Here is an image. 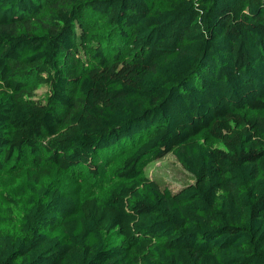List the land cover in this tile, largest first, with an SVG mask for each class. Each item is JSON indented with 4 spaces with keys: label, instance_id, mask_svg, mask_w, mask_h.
Segmentation results:
<instances>
[{
    "label": "trees",
    "instance_id": "trees-1",
    "mask_svg": "<svg viewBox=\"0 0 264 264\" xmlns=\"http://www.w3.org/2000/svg\"><path fill=\"white\" fill-rule=\"evenodd\" d=\"M0 264H264V0H0Z\"/></svg>",
    "mask_w": 264,
    "mask_h": 264
},
{
    "label": "rangeland",
    "instance_id": "rangeland-1",
    "mask_svg": "<svg viewBox=\"0 0 264 264\" xmlns=\"http://www.w3.org/2000/svg\"><path fill=\"white\" fill-rule=\"evenodd\" d=\"M46 93L47 88L43 86L36 91V97L43 99ZM101 170L105 171L106 168L102 165ZM144 173L156 180L161 187L166 186L171 189L193 182V176L182 167L172 153H167L163 157L149 162L144 168ZM85 183L91 187L90 179L87 178Z\"/></svg>",
    "mask_w": 264,
    "mask_h": 264
}]
</instances>
